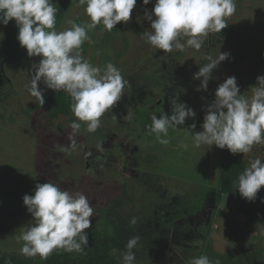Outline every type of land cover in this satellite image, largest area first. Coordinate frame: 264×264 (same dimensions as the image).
Instances as JSON below:
<instances>
[{"label": "rangeland", "instance_id": "rangeland-1", "mask_svg": "<svg viewBox=\"0 0 264 264\" xmlns=\"http://www.w3.org/2000/svg\"><path fill=\"white\" fill-rule=\"evenodd\" d=\"M235 2L237 10L226 18V29L220 34L211 33L200 50L188 48L163 53L157 49L159 55L171 60H160L161 64L158 62L153 71L149 60L155 49L141 33L134 34L130 25L136 18L141 27L150 31L144 13L152 12L147 7L153 8L155 0L147 7L137 0L132 18L123 23L126 33L116 27L111 40L103 32L99 49L90 47L87 53H82L93 66L112 63L128 84L117 105L101 117L96 132L80 129L75 137L78 146L68 153L62 152V145L57 146L51 139L55 135L43 117L34 112L28 116L25 113L36 102L28 88L33 65L40 58L29 57L20 46L14 21L0 25V91L4 89L5 93L4 97L0 94V214L7 215L0 222V251L20 254L22 227L32 223L23 197L34 194L36 184L52 182L71 193H83L95 211L128 191L134 202L125 214L136 217L143 249L142 256L135 255V264H190L201 256H207L211 264H263L264 221L252 225L245 217L238 218L235 200L229 193L224 197L225 205L221 202L219 206L226 207L231 230L226 231L220 220L222 216L214 223L217 230L208 237L211 226L195 223L201 208L214 201L222 153L230 152L216 146L210 150L206 146L194 148L190 134L193 130H188L191 119L173 129L175 134L168 137L167 146L159 144L150 130L142 133V127L137 131L130 129L137 110L152 109L154 113L155 104H161L166 96L170 100L176 96L195 111V131H202L205 110L211 104L207 95L214 83H223L228 77H236L241 94L246 92L245 95L251 96L249 88L256 84L258 76H264V0ZM53 3L57 8V31L71 28V22L76 23L79 17L82 19L78 25L90 22L84 11L86 5L78 6L76 0H53ZM93 30L88 32L89 36ZM101 35L100 32L98 37ZM219 52H229L230 58L213 71L207 91H197L200 81L193 79L194 74L208 63L207 56L215 57ZM146 69L158 77L156 86L143 88L141 84L140 88L130 82L137 80L132 75L138 77ZM170 111L171 106L165 105L157 115ZM55 127L65 128L62 134L69 135L72 131L64 118H59ZM66 138L65 135L61 141L69 145ZM233 156L246 161L248 166L256 158L264 162V144L254 145L249 154ZM17 216H20L18 222L9 220ZM96 216L94 213L90 220ZM116 254L121 264L122 253Z\"/></svg>", "mask_w": 264, "mask_h": 264}, {"label": "clouds", "instance_id": "clouds-1", "mask_svg": "<svg viewBox=\"0 0 264 264\" xmlns=\"http://www.w3.org/2000/svg\"><path fill=\"white\" fill-rule=\"evenodd\" d=\"M86 5L84 11L90 22L71 28L56 30L57 8L53 0H0V25L14 21L18 29L17 41L29 57H39L33 65L28 92L41 106L45 104L44 89L66 92L72 100L71 111L77 121L84 122L86 130L94 133L101 126V117L121 100L128 84L120 70L112 63L93 66L82 55V45L91 41L88 32L98 25L111 32L117 24H127L132 18L137 0H76ZM151 0H142L147 6ZM235 0H155L152 12L145 11L150 31L142 38L163 53L174 50H200L211 33L220 34L228 27L227 17L236 12ZM155 17V19H154ZM230 58L229 52L207 56L208 63L199 67L193 79L200 81L197 91L206 92L212 73ZM251 96L241 94L236 77H228L218 85L215 98L205 110L202 131L193 130V147L212 146L227 149L231 154H249L254 145L264 144V76L249 88ZM248 90V91H249ZM171 114L151 116L150 134L157 142L170 143L169 129L183 126L187 119H195V111L174 96L170 100ZM130 119V117H128ZM68 135L69 145L61 146L68 153L77 148L76 134L81 123L73 121ZM187 148L188 145H182ZM264 187V162L256 158L238 177V191L242 198L254 202ZM264 202V201H262ZM23 204L32 216V223L22 227L19 237L23 241L20 254L46 259L54 251L84 252L88 246L94 207L83 193H71L52 182L36 184L34 194L24 195ZM137 223L136 217L130 221ZM139 237L129 239L121 264H135L133 249ZM190 264H211L207 256L194 258Z\"/></svg>", "mask_w": 264, "mask_h": 264}, {"label": "trees", "instance_id": "trees-1", "mask_svg": "<svg viewBox=\"0 0 264 264\" xmlns=\"http://www.w3.org/2000/svg\"><path fill=\"white\" fill-rule=\"evenodd\" d=\"M147 8L149 10L153 9L152 7ZM79 18L82 19L81 17ZM80 19L76 20V24H81ZM116 27H119L121 31L126 33L123 27V22L117 24ZM130 28L132 29L134 34H143L145 31H148L138 24L136 18L130 25ZM100 32L102 33V35L101 37H98V34ZM103 32H105L104 36H107L106 38H110L111 40L114 39L113 30L111 32H107L102 24L98 25L96 29L91 32V41H86L82 45V53H87L90 47L94 48L95 50L99 49V46L101 44L99 40L102 38ZM125 41V44L128 45V41ZM153 54L154 56L150 57L149 60V63L152 65L151 67L153 68L158 66L160 60H171L168 56H163L161 54L159 55L157 53V49H155V53ZM154 70L155 68L153 69V71ZM151 72L152 71L150 69L141 70L138 77L136 75H132V77H136L137 80L133 79L130 82L135 84L137 83L140 88L141 84L143 85V88H148L149 86L154 87L158 84L159 79L155 74ZM10 82L12 83V81ZM10 82L9 84H11ZM3 84H1V86L5 88V85ZM219 84L221 83H214L211 92L207 95L209 97L210 103L215 98V91ZM39 87L44 89V98L46 101L45 104L41 106L36 100V102L29 109L25 110V113L28 116L34 112L37 113V115H39L41 118L43 117L45 119V122L48 123L49 130L52 131L56 136L51 137V139L57 142V146L58 144L64 146L66 144H64V141L61 140L62 138H64L65 135L68 138V135L62 134L63 131H65V128H56L55 124L59 118L66 119L68 126H70L73 121L78 122L77 118L74 116L70 108V105L72 103L71 97L63 91L56 93L53 90L46 89L42 83L39 85ZM3 91L4 89L0 91L1 97H4L5 95ZM126 99L129 100L128 97H126ZM125 102L128 103V101ZM165 105L171 106L169 96H166L161 104H155L156 112L154 113L152 109H136L137 111H135L137 115L135 117V123L134 126L130 127V129L137 131V129L142 127V133L149 131L152 124L151 116H159L157 115V113L159 114L163 106ZM125 107H129V105H125ZM169 114H171V111L169 112ZM195 120L196 118L194 120L191 119L192 124L195 122ZM191 125H188V130L190 129ZM80 129H86V125L81 124ZM174 134L175 130L173 131V129H169V136H173ZM67 142L70 143L68 139ZM55 148L54 151L56 150ZM54 151L52 150V152ZM223 153V160L219 164L217 175L218 198L221 200L223 195L229 193L230 197L235 200L236 214L240 217H245L247 222L252 225H255L260 220H264V206L262 205V201H264V187L261 188L260 192L258 193L257 199L254 202H248L246 199L242 198L238 191V177L249 166L246 161H243L240 158L233 156L227 151L224 150ZM60 178L62 177L60 176ZM133 202L134 199L130 197L128 191H124L122 192L120 197L111 200L105 207L94 211V213H97L98 216H96L92 220L91 227L86 230L88 233L89 243L88 246L85 247L84 252L82 253H69L61 249L54 251L46 259H43L39 256L28 258L21 254L0 251V264H120L116 253H124L126 251V245L129 239L137 236L140 239L136 248L133 249V252L135 253V255L142 256L143 249L141 248V235L137 229L136 224L133 225L130 223L132 218L129 215L125 214L127 207L132 205ZM6 217L7 215L0 214V222L3 221ZM19 219L20 216L9 218V220H12L13 222L14 220H17L18 222Z\"/></svg>", "mask_w": 264, "mask_h": 264}, {"label": "crops", "instance_id": "crops-1", "mask_svg": "<svg viewBox=\"0 0 264 264\" xmlns=\"http://www.w3.org/2000/svg\"><path fill=\"white\" fill-rule=\"evenodd\" d=\"M226 195V194H225ZM225 195H223L222 196V199L220 200L219 198H218V192H216V195H215V197H214V201H212V202H210V203H213V205L211 206H208V207H203V208H201V211H200V214H198L197 215V217L196 218H194L195 219V223L196 224H198V226H200V225H203V223L207 226V228L208 227H210L211 226V229L208 231V235H207V237L209 236V233L211 232H213L214 233V230H217V229H215V227H214V223H215V221H219V218L222 216V219L220 218V220L222 221L223 220V222H222V224L223 225H225V227H226V231L228 232L229 230H231L230 228L232 227V225H231V220L228 218V216H226V207H224V208H222L221 206H219L220 205V203L221 202H223L224 203V205H225V202H226V200H225ZM223 206V205H222ZM229 210H232V209H230L229 208ZM235 214H236V210H235ZM237 215V214H236ZM237 217L239 218L240 216H238L237 215ZM246 220V219H245ZM264 220H260L259 222H263ZM247 222V221H246ZM258 222V223H259ZM257 223V224H258ZM216 228H220V227H216ZM263 229H264V226H263ZM263 234H264V231H263ZM207 239H209V238H207ZM206 239V240H207ZM205 240V241H206ZM209 245V244H208ZM213 245V244H212ZM239 257V256H238ZM240 258V257H239ZM261 258H262V262H263V264H264V251L262 252V254H261Z\"/></svg>", "mask_w": 264, "mask_h": 264}, {"label": "flooded vegetation", "instance_id": "flooded-vegetation-1", "mask_svg": "<svg viewBox=\"0 0 264 264\" xmlns=\"http://www.w3.org/2000/svg\"><path fill=\"white\" fill-rule=\"evenodd\" d=\"M211 204L210 203H208L207 205H205V207H208V206H210Z\"/></svg>", "mask_w": 264, "mask_h": 264}]
</instances>
